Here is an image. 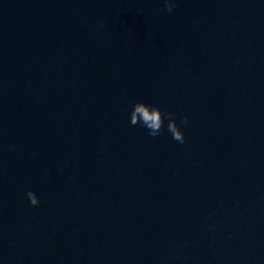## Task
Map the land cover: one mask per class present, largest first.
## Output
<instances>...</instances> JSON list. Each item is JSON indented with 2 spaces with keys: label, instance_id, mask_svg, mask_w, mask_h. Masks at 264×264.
Instances as JSON below:
<instances>
[{
  "label": "water",
  "instance_id": "95a60500",
  "mask_svg": "<svg viewBox=\"0 0 264 264\" xmlns=\"http://www.w3.org/2000/svg\"><path fill=\"white\" fill-rule=\"evenodd\" d=\"M169 2L0 0V264H264V0Z\"/></svg>",
  "mask_w": 264,
  "mask_h": 264
},
{
  "label": "clouds",
  "instance_id": "9594fccd",
  "mask_svg": "<svg viewBox=\"0 0 264 264\" xmlns=\"http://www.w3.org/2000/svg\"><path fill=\"white\" fill-rule=\"evenodd\" d=\"M165 10L169 13L172 12L175 7L174 3L169 0H164ZM167 119V131L171 134L173 140L184 143V135L180 128L175 123V114L170 112L161 113L160 109L154 105H146L142 102H137L133 105L132 110L129 113V122L135 126H140L148 130V135L156 137L160 134L164 121ZM188 123L187 117H181L180 124L186 125ZM26 199L30 208H36L38 206V199L33 192L26 194Z\"/></svg>",
  "mask_w": 264,
  "mask_h": 264
}]
</instances>
